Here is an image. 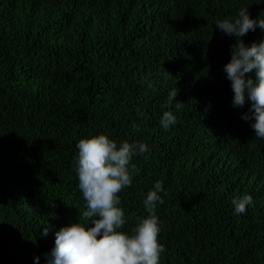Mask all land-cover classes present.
<instances>
[{
	"label": "trees",
	"instance_id": "trees-1",
	"mask_svg": "<svg viewBox=\"0 0 264 264\" xmlns=\"http://www.w3.org/2000/svg\"><path fill=\"white\" fill-rule=\"evenodd\" d=\"M244 6L264 13V0H0V264H43L55 231L84 219L76 144L97 133L148 145L118 195L130 231L162 182L160 264H264V141L249 103H231L235 38L215 26Z\"/></svg>",
	"mask_w": 264,
	"mask_h": 264
},
{
	"label": "clouds",
	"instance_id": "clouds-1",
	"mask_svg": "<svg viewBox=\"0 0 264 264\" xmlns=\"http://www.w3.org/2000/svg\"><path fill=\"white\" fill-rule=\"evenodd\" d=\"M215 26L235 38L230 59L223 65L233 93L231 103L237 108L249 103L241 118L254 130V138L264 141V39L247 44L243 40L249 31H264V13L253 17L248 6L240 7L235 16L217 19ZM176 96L177 91L168 92L170 104ZM176 122L171 110L160 117L164 130ZM76 148L74 172L85 201L84 219L77 217L55 231L54 246L44 254L43 264H160L165 248L158 240L161 224L156 208L163 202L162 182H155L145 194L142 202L146 215L137 216L130 231L123 230L126 216L118 195L132 184L130 162L135 155L146 153L148 145L117 142L106 133H97L80 138ZM260 180L264 182L263 177ZM252 203L250 194L231 200L237 215L245 213ZM42 235H48L47 227ZM34 264H40L39 256L34 257Z\"/></svg>",
	"mask_w": 264,
	"mask_h": 264
}]
</instances>
